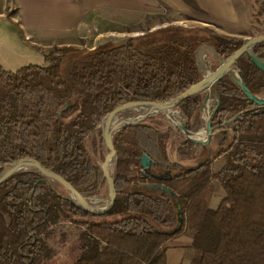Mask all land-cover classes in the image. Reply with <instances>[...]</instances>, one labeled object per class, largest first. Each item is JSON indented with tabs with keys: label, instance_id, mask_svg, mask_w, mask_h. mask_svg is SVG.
Here are the masks:
<instances>
[{
	"label": "trees",
	"instance_id": "1",
	"mask_svg": "<svg viewBox=\"0 0 264 264\" xmlns=\"http://www.w3.org/2000/svg\"><path fill=\"white\" fill-rule=\"evenodd\" d=\"M182 2L201 11L195 0ZM242 44V38L208 27L172 25L92 50L34 47L44 55V67L11 73L0 66V166L32 159L82 197L103 195L102 118L130 102L176 99L202 80L200 53L214 71L218 59L226 61ZM253 52L264 61V43ZM235 71L253 96L264 98V71L248 55ZM216 94L220 106L211 128L223 136L208 157L209 146L198 155L200 146L185 138L171 158L172 131L144 121L113 134L116 205L106 216L79 210L63 187L33 170L2 183L0 264L51 262L56 250L48 242L64 223L78 229L74 264H166L169 241L187 230L193 232L191 264H264V108L229 76L211 89ZM203 97L195 94L178 109L187 132ZM143 155L152 162L147 170ZM218 189L223 198L211 209L208 199Z\"/></svg>",
	"mask_w": 264,
	"mask_h": 264
},
{
	"label": "crops",
	"instance_id": "2",
	"mask_svg": "<svg viewBox=\"0 0 264 264\" xmlns=\"http://www.w3.org/2000/svg\"><path fill=\"white\" fill-rule=\"evenodd\" d=\"M195 1L214 23L240 27L248 18V15L240 17L233 0ZM189 9L181 0H0V20L7 21L13 28L8 26V30H1L0 43L6 44L11 40L14 46L12 50V45L8 47L11 53L26 50L27 54H15L20 55L21 60L27 59L29 49L34 47L79 46L92 50L98 45L115 44L113 34L141 26L146 20L152 22L149 31L165 28L169 24L160 23L159 17H164L165 13L170 16L187 14ZM6 13L9 14L8 20L4 17ZM136 33L125 36L124 40H119V44H124L127 38L138 36ZM202 54L205 52L199 56ZM219 133L223 134H212L206 157L222 139L217 144L213 142ZM200 148L202 152L203 147ZM213 167L218 170L220 164L215 162ZM216 198L218 201H215ZM222 198V192L216 190L208 199L209 208L215 209ZM169 243L172 245L166 251V264H191L193 251L189 248L190 237L181 235Z\"/></svg>",
	"mask_w": 264,
	"mask_h": 264
},
{
	"label": "rangeland",
	"instance_id": "3",
	"mask_svg": "<svg viewBox=\"0 0 264 264\" xmlns=\"http://www.w3.org/2000/svg\"><path fill=\"white\" fill-rule=\"evenodd\" d=\"M182 1V0H181ZM234 6L240 15V17L243 15L245 17L244 23H241L240 27H235L234 25H222L219 23L211 22L210 18L203 13L202 11H195L193 9H189L190 12L187 14L181 13L180 15H173L170 16L168 13H165L164 17H159L158 21L160 23H166L169 24L168 26H181L184 28H204L208 27L214 31H216L218 34L221 35H227V36H236L238 38L247 39V38H255L259 36H264V0H233ZM9 14L6 13L4 16L6 20L7 16ZM250 17V18H249ZM152 22L150 20H146L145 23L141 26H135L131 27L127 30H121L118 33L113 34L116 38L115 44H119V40H124V37L127 35H134L137 31V35H141L144 32L149 31V26ZM175 23V24H170ZM9 28L13 29L9 23L5 20H0V31L8 30ZM167 26V27H168ZM0 32V36L1 33ZM9 37V36H8ZM1 39V37H0ZM10 39V37H9ZM113 39V38H112ZM110 39V40H112ZM8 40V39H7ZM91 44V43H90ZM114 44V43H111ZM11 50L13 49V43L11 40H8V42L0 43V66L7 72L15 73L18 70H20L23 67L27 66H37V67H44L45 66V60L44 55L41 54L36 49H29L30 55L27 59L21 60L19 57L22 54H27L28 52L25 50H21L19 53L18 51L15 53H11ZM120 45V44H119ZM84 48V47H83ZM20 54V55H15ZM199 65L201 67V71L203 76L207 75L209 72H213L210 69V58L207 56V54H202V56H199ZM204 95V93H203ZM215 97L212 95L211 102L208 105L209 107L215 106ZM139 113V114H138ZM145 113V110H129L126 112H123L120 114L117 119L113 123H111L110 129H112L117 123L123 122V121H133L138 119L140 116H142ZM119 118V119H118ZM203 118V119H202ZM182 119V120H181ZM184 118L181 116L178 110L173 112H164L160 114H152L150 117L143 120L144 122H147L151 124L152 126L158 128L159 130L164 129H170L172 131L171 139L169 142V156L171 158L176 159L175 149L179 147V145L185 140V135L183 132L179 129V125L183 123ZM204 120V121H203ZM207 118L205 115V110L202 108V112L200 116L197 119V122L194 123V129L191 131L193 134V137L196 134H200V132L203 130L206 124ZM176 123V124H175ZM221 133L217 134L216 137L213 139V142L216 144L218 141L222 138ZM194 139H196L194 137ZM107 154L106 151H104V156ZM197 154H201V148L199 147ZM208 155V152L207 154ZM210 155V153H209ZM214 168V167H213ZM215 169V168H214ZM113 170V165L110 167V171ZM56 187H60L57 184L53 183ZM214 185L212 188H217V183H213ZM219 190V189H218ZM209 194V192H208ZM89 199L90 203L94 205L96 208H104L105 205L108 202V194H107V187L105 189V192L103 195H100L99 197H93V198H87ZM215 201H218V198L215 199ZM94 202V203H93ZM77 228L74 226L64 223L60 224L59 226L54 228L55 236L49 240V244L52 248L56 250V256L54 259H52L51 262H47L46 264H74V259L77 255V244L75 242V234L77 233ZM193 232L190 230H187L183 235L190 237ZM182 242V241H181ZM171 243H168V247H171Z\"/></svg>",
	"mask_w": 264,
	"mask_h": 264
},
{
	"label": "water",
	"instance_id": "4",
	"mask_svg": "<svg viewBox=\"0 0 264 264\" xmlns=\"http://www.w3.org/2000/svg\"><path fill=\"white\" fill-rule=\"evenodd\" d=\"M262 43H264V36L244 39L242 46L236 52H234L226 61H220L218 59L219 65L216 70H214L213 72H209L207 75L203 76L200 82L188 88L174 100H171L165 104H160L151 101H134L117 107L111 113L102 118L100 123V131L102 134L103 142L107 147V154L104 156L103 163L101 164L108 194V202L104 208H96L95 206H93L90 203L89 199L82 197L64 179H62L55 173L45 169L43 166H41L40 163L32 159H20L14 163L0 166V169H2V173L0 174V185L18 173H22L27 170H33L36 173L42 175L45 182L55 183L58 186L63 187L68 194V200L72 202L79 210L99 217L110 214L116 205V191L114 188V182L110 171L111 165H114L116 161V145L112 140L113 134L121 128L136 125L142 122L146 118L150 117L152 114H160L164 112L169 113L172 111H176L190 97L200 92H203L204 97L202 101V108L203 110H208V119L205 124V139L203 141L194 139L193 134L191 132L185 131L182 125L180 126V130L183 132L187 140L195 142L196 144L202 147L207 146L210 143L213 134L211 128V119L220 106V97L218 94L214 95L216 99L215 106H208L210 98L212 97L211 89L222 78H224L225 76H229L230 78H232L249 100L253 101L258 107L264 108V98L253 96L246 88L242 79V74L240 72L235 71V64L245 54L248 55V57L256 64V66H258L264 71V61L257 58L253 52V49L258 44ZM129 110H145V113L138 119L133 120L132 122H121L122 124L116 125L112 129H110L111 123H113V121L117 119L120 114ZM140 164L143 170H147L152 165V162L146 155H143ZM154 177L158 180H164L163 177ZM178 213H180L179 210ZM181 223L182 220L179 219L177 228L174 231H177L178 228H180Z\"/></svg>",
	"mask_w": 264,
	"mask_h": 264
},
{
	"label": "bare ground",
	"instance_id": "5",
	"mask_svg": "<svg viewBox=\"0 0 264 264\" xmlns=\"http://www.w3.org/2000/svg\"><path fill=\"white\" fill-rule=\"evenodd\" d=\"M211 102V98H210V101H209V103ZM173 112V111H172ZM139 114V113H138ZM155 115V114H154ZM205 115H206V117H207V109H206V112H205ZM119 119V118H118ZM203 119V118H202ZM182 120V119H181ZM115 121V120H114ZM113 121V122H114ZM204 121V120H203ZM116 122V121H115ZM128 122H132V120L131 121H123L122 123H128ZM121 122L120 123H117L116 125H119V124H122ZM176 124V123H175ZM115 125V126H116ZM111 127V126H110ZM193 133V132H192ZM205 135H206V133H205V127H204V131L202 130L201 132H200V134H196L194 137L196 138V139H198V140H204L205 139ZM94 203V202H93ZM94 206V205H93Z\"/></svg>",
	"mask_w": 264,
	"mask_h": 264
},
{
	"label": "built area",
	"instance_id": "6",
	"mask_svg": "<svg viewBox=\"0 0 264 264\" xmlns=\"http://www.w3.org/2000/svg\"><path fill=\"white\" fill-rule=\"evenodd\" d=\"M210 104V103H209ZM205 112H206V109H205ZM207 119H208V110H207V117H206ZM182 125V124H181ZM181 125H179V129H180V126Z\"/></svg>",
	"mask_w": 264,
	"mask_h": 264
}]
</instances>
